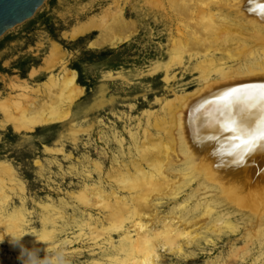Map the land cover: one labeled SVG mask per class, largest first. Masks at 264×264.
<instances>
[{"label": "bare ground", "instance_id": "obj_1", "mask_svg": "<svg viewBox=\"0 0 264 264\" xmlns=\"http://www.w3.org/2000/svg\"><path fill=\"white\" fill-rule=\"evenodd\" d=\"M170 3L172 10L189 19L176 39L170 60L161 68L167 69L168 81L170 64L178 61L184 66L187 55L186 69L198 74V87L188 93L174 94L173 99H158L159 111L143 113L146 124L141 139L138 133H130L135 154L128 163L107 173L106 178L112 185L109 192L101 187L85 186L72 195L82 207H97L104 214L101 221L92 222L93 217L88 218L79 228L88 229L89 238L95 244L99 241L109 244L111 251L105 263L95 264H159L158 248L178 255L183 246L200 240L202 233L219 236L223 232H239V223L231 220L233 216L228 211L218 213V207L225 205L233 208L242 220L248 219L249 226L246 229L243 226L244 246L232 250L224 264H244L256 244L260 254L253 264H264V154L258 152L250 157L245 166L235 164L233 157L224 154L226 137L207 139L211 130L205 128L204 120L205 101L227 87L264 83V16L260 11L264 0H170ZM133 29L134 24L119 10L111 15V24L105 30L109 37L92 41L90 45L116 47L129 38ZM119 33L124 35L118 36ZM50 57L59 59V66L64 64V55L61 56L55 43L51 44ZM77 79L76 71L62 66L58 73L54 69L50 71L47 80L34 88L27 83L11 84V89L18 94L0 98L2 120L10 123L15 133L64 125L72 117L73 104L84 94ZM104 103L105 100H100L92 108L102 107ZM4 122H1L2 128ZM76 134L77 131L71 130L74 141ZM218 146L221 150L214 155ZM95 163V171L100 172V163ZM177 165L182 167L176 169ZM11 174V168L0 162L1 206L10 198L3 179ZM194 182L198 186L184 204L172 209L169 215L157 216L155 201L176 200ZM16 188L24 192L21 187ZM200 190L216 193L203 196L192 207L188 199H193ZM44 209L48 216L43 220L40 235L29 236L23 243L40 244L42 250H47L56 248L53 243L58 230H49L46 225L55 226L63 215L52 219L53 209L50 206ZM24 216L21 210L9 215L7 233L23 232ZM79 234L85 236V233ZM114 234L120 237L116 245L112 239ZM14 249L19 255V248ZM0 264L5 263L0 261Z\"/></svg>", "mask_w": 264, "mask_h": 264}, {"label": "rangeland", "instance_id": "obj_2", "mask_svg": "<svg viewBox=\"0 0 264 264\" xmlns=\"http://www.w3.org/2000/svg\"><path fill=\"white\" fill-rule=\"evenodd\" d=\"M119 10L134 24L133 33L116 47L91 46L92 41L109 37L105 30L111 24V15ZM188 19L172 10L170 0H46L31 19L0 38L1 99L18 94L11 89L12 85L27 83L34 88L47 80L50 71L54 69L58 73L62 66L76 71L78 83L84 88L83 96L72 106V117L64 125L15 133L0 114V162L8 165L12 172L3 179L10 198L5 205H0V234H7L8 216L21 210L25 215L21 228L28 233L22 243L29 236L40 235L43 220L48 216L44 207L50 206L52 219L60 215L63 218L57 220L55 226L46 227L58 230L53 245L67 254L68 264L105 263L111 251L109 244L104 241L95 244L89 238V230L79 228L92 217V222L101 221L104 214L97 207H82L72 195L85 186L101 187L109 192L112 185L106 178L107 173L132 159L135 153L130 133H138L141 139L146 124L143 113L159 111L158 99H173L174 94L188 93L198 87V74L186 69L187 55L184 66L178 61L170 64L168 81L165 79L167 69L161 68L170 60L176 39L187 27ZM121 35L124 34L118 36ZM52 43L60 48L61 56L64 55L63 65L59 66V59L50 57ZM100 100H105L104 105L93 109L94 103ZM1 122L5 127H1ZM71 130L77 131L75 141L71 139ZM59 149L62 151L55 152ZM95 162L100 163V172L95 171ZM181 167L177 165L176 169ZM197 186L198 183H192L176 200L155 201L154 212L158 217L169 215L172 209L184 204ZM215 193L200 190L188 202L193 207L203 196ZM218 208L219 214L228 211L230 217L233 216L231 220L240 225L239 232H223L219 236L202 233L200 240L183 246L179 256L158 248L159 264H224L232 250L244 246L248 219L242 220L229 206ZM79 231L85 236L80 237ZM118 236H112L115 245L120 239ZM8 240L5 236L0 243V261L21 264ZM23 244L40 249L41 258L48 250H42L40 244ZM257 247L258 244L251 247L244 264L254 263L260 254Z\"/></svg>", "mask_w": 264, "mask_h": 264}, {"label": "snow or ice", "instance_id": "obj_3", "mask_svg": "<svg viewBox=\"0 0 264 264\" xmlns=\"http://www.w3.org/2000/svg\"><path fill=\"white\" fill-rule=\"evenodd\" d=\"M260 11L264 16V6ZM205 104V128L211 130L207 139L226 137L224 154L235 164L245 166L250 157L264 154V83L229 86ZM220 150L218 146L213 154Z\"/></svg>", "mask_w": 264, "mask_h": 264}, {"label": "water", "instance_id": "obj_4", "mask_svg": "<svg viewBox=\"0 0 264 264\" xmlns=\"http://www.w3.org/2000/svg\"><path fill=\"white\" fill-rule=\"evenodd\" d=\"M46 0H0V38L31 19Z\"/></svg>", "mask_w": 264, "mask_h": 264}, {"label": "clouds", "instance_id": "obj_5", "mask_svg": "<svg viewBox=\"0 0 264 264\" xmlns=\"http://www.w3.org/2000/svg\"><path fill=\"white\" fill-rule=\"evenodd\" d=\"M28 233H12L0 234V243L4 242L5 236L9 237V244L14 248H19V255L17 259L21 264H68L67 254L55 248H49L43 258L39 256L40 249L33 246L26 247L22 243V238Z\"/></svg>", "mask_w": 264, "mask_h": 264}]
</instances>
